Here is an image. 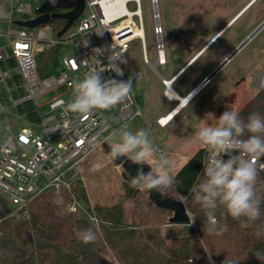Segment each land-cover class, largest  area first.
<instances>
[{
  "label": "built area",
  "instance_id": "built-area-1",
  "mask_svg": "<svg viewBox=\"0 0 264 264\" xmlns=\"http://www.w3.org/2000/svg\"><path fill=\"white\" fill-rule=\"evenodd\" d=\"M78 2L55 0L53 4L51 0H0V87L3 86L0 99L9 97L16 109L26 101H33L39 113L36 123L17 133L11 131L0 143V194L5 195L13 205L10 207L6 201L10 207L9 215H28L31 203L48 190L72 191L73 179L82 161L107 143L111 119L125 124L137 116L145 117L134 88L131 99L110 110H94L89 114L66 112L67 103L73 99V81L82 79L88 71H103L100 73L102 79H128L124 66L133 40L141 41L144 62L150 64L161 78L165 97L176 102L168 94L178 73L166 79L157 68H165L168 62L159 0H151L157 55L154 62L148 58L141 0H85L82 14L58 37L66 20L61 19L64 25L60 27L58 18L53 15L74 9ZM130 4L135 7L130 8ZM44 14L50 16L49 22L44 25L30 28L16 23L17 20H31ZM3 23L7 25L4 31L1 27ZM101 30L102 34H97ZM47 31H50L51 39L47 37ZM114 43L115 48L112 47ZM55 44L70 46L72 53L60 57L57 73L43 77L38 70L37 54ZM94 49L103 50L102 54L96 56L100 64L90 61ZM120 50L123 53L115 63L123 70V76L107 68L108 57L120 53ZM21 90L23 95L20 94ZM48 93L52 95L45 102L47 108L41 110L36 100ZM2 111L10 112L3 106ZM17 115L20 116L18 111ZM157 123L160 127H166L169 121H163L162 116ZM52 129L56 131L52 132ZM203 147L204 161L208 152ZM256 163L258 171L264 173V157ZM42 180L45 183L41 186ZM259 188L264 190V181H259ZM69 211L81 215L83 212L96 228L101 227L102 221L94 208L84 206L78 199L72 201Z\"/></svg>",
  "mask_w": 264,
  "mask_h": 264
},
{
  "label": "rangeland",
  "instance_id": "rangeland-1",
  "mask_svg": "<svg viewBox=\"0 0 264 264\" xmlns=\"http://www.w3.org/2000/svg\"><path fill=\"white\" fill-rule=\"evenodd\" d=\"M252 1L159 0L168 62L165 68L161 66L157 68L166 79H170L191 58L208 48L212 39L222 31L219 38L217 37L218 40L216 38L206 52L191 60L183 69V75L173 83V87L179 94L185 95L198 82H206L203 80L225 60L226 55L231 54L264 22V0H258L254 1L251 7L248 6L230 24L235 16ZM134 7V4H130V8ZM141 7L148 58L154 62L157 55L151 0H141ZM228 24L231 26L229 27ZM1 27L4 31L7 25L3 23ZM47 37L52 38L50 31H47ZM71 53L70 46H63L60 57ZM126 58L124 71L128 79L135 77L133 88L145 117L137 116L125 124L131 131L143 128L151 132L150 138L158 149L157 154L163 152L167 155L173 175L191 156L190 149L194 146H203L197 143L194 137L201 127L217 124V119L212 115L218 118L227 109L240 110L261 88H264L259 83L261 76L264 75V26L212 76L207 85L203 86L180 114L164 128L157 124V118L165 115L178 101L171 102L164 96L165 86L152 66L144 62L142 44L139 39L131 42ZM140 74L143 75L142 78ZM2 88L3 86L0 87V91ZM51 95L52 93H48L36 100L41 110L47 108L45 102ZM2 106L8 108L10 112H3ZM26 125L25 118L18 117L13 101L9 97L0 99V143L11 131L17 133ZM123 125L117 119H111L107 140L109 145L113 142L111 139L113 131L120 129ZM78 182H81L87 192L88 203L80 199L74 189L72 191L48 190L39 195L31 203V207L50 216L64 218L72 213L69 211V205L74 199H78L84 206L93 208L96 205H111L124 201L127 222L134 225H141L144 222V214L149 207L150 192L132 187L129 174L117 160L114 162L110 160L108 150L104 146L96 149L82 161L73 179V186H76ZM41 183L42 186L45 181L42 180ZM173 187L178 198L185 201V196L180 194L175 184ZM129 189L134 193L133 196L129 195ZM259 190L262 189L259 188ZM0 195L10 203L5 195ZM9 205L13 207L11 203ZM75 214L86 217L83 212L82 215ZM21 216L28 215L21 213ZM191 217L193 218L192 213ZM182 227L181 224L171 223L167 218L162 223L161 230L162 234L169 239ZM109 259L118 263L114 256L110 255Z\"/></svg>",
  "mask_w": 264,
  "mask_h": 264
},
{
  "label": "trees",
  "instance_id": "trees-1",
  "mask_svg": "<svg viewBox=\"0 0 264 264\" xmlns=\"http://www.w3.org/2000/svg\"><path fill=\"white\" fill-rule=\"evenodd\" d=\"M57 21L60 27L64 25L61 19ZM60 54L59 44L51 45L37 54L38 70L43 77L58 72ZM20 94L23 95V90ZM20 112L29 120H39L33 101L24 102ZM237 112L244 120L254 112L264 117V88ZM203 157L204 147H201L174 175L177 190L185 196L186 206L195 220L190 226L181 225L183 227L169 239L162 234L161 225L173 215V211L151 197L141 225L127 222L124 201L96 205L94 210L102 221L99 229L86 217L75 213L58 218L31 206L26 217L21 214L9 215L0 202V264H116L109 259L110 255L118 260L117 264H189L190 261L192 264H209V254L214 264H223L225 258L233 260L235 264H261L253 253L257 250L264 253V235L257 237L256 234L258 226L264 222V199L260 220L249 223L247 227L230 216L223 217V209H219L216 219L221 225L227 224V231L222 235H210L203 231L207 223L206 213L191 198V190L201 176ZM261 180L264 181L263 172H259L256 191L264 198V190H259ZM73 189L80 199L88 203V195L81 182ZM128 192L130 196L134 195L130 189ZM164 196L180 200L174 187ZM89 227L94 228L97 239L84 244L76 238L74 229Z\"/></svg>",
  "mask_w": 264,
  "mask_h": 264
},
{
  "label": "clouds",
  "instance_id": "clouds-1",
  "mask_svg": "<svg viewBox=\"0 0 264 264\" xmlns=\"http://www.w3.org/2000/svg\"><path fill=\"white\" fill-rule=\"evenodd\" d=\"M51 2L54 4L55 0ZM103 30L97 34H102ZM112 47H116L115 43ZM93 52L90 61L100 64L96 56L102 54L103 50L94 49ZM121 53L120 50V53L108 57L107 68L118 76H123V70L115 63ZM102 72L92 69L82 79L73 81V99L67 103L66 112L89 114L94 110H110L131 99L134 76L127 80L102 79ZM212 116L217 119V124L201 127L194 137L197 143L207 148L208 155L203 161L204 167L198 183L191 190V198L206 213L207 223L203 231L210 235H222L227 231V224L221 225L216 219L219 209H223V217L230 216L233 220L241 221L245 227L260 220L264 198L256 191L259 178L256 162L264 157V117L254 112L244 120L237 111L229 109L218 118ZM128 128L124 124L111 134L113 142L108 151L110 160L114 162L126 157L133 164L140 165L135 176L131 177V186L140 191L166 195L175 184L170 160L163 152L157 154L158 149L150 138L152 134L149 130L141 128L131 131ZM145 164L150 168L147 172L142 167ZM194 220L190 217L188 226ZM74 231L76 238L84 244L93 243L97 239L92 227L76 228ZM256 234L257 237L264 235V222L258 226ZM253 254L264 264V253L257 250ZM208 259L209 264H214L211 254ZM223 264L235 262L225 258Z\"/></svg>",
  "mask_w": 264,
  "mask_h": 264
},
{
  "label": "water",
  "instance_id": "water-1",
  "mask_svg": "<svg viewBox=\"0 0 264 264\" xmlns=\"http://www.w3.org/2000/svg\"><path fill=\"white\" fill-rule=\"evenodd\" d=\"M85 0H79L78 4L76 5V7L68 12H64V13H56L53 16L55 18L58 19H62V20H66L65 25L62 27V29L58 32L57 36L61 37L72 25V23L82 14V12L84 11L85 8ZM50 20V16L48 14H44L41 16H38L35 19H31V20H26V21H22V20H17L16 23L22 26H27L30 28L39 26V25H44L46 23H48ZM264 26V22L251 34L249 35L231 54H227L225 57V60L220 63L214 70L213 72L208 75L205 78V81L208 82L212 76L217 73L221 67L236 53L238 52L262 27ZM218 37V35H216L210 45L213 43V41H216V38ZM198 56V55H197ZM197 56H195L194 58H196ZM193 58V59H194ZM201 88H199L197 91H199ZM196 91V90H195ZM104 147L110 151L109 149V144L105 143ZM117 161L122 164V166L124 167L125 171L129 174L130 178L135 176L136 171L138 169V167H141L140 165H135L133 164L131 161L127 160L126 157H121L118 158ZM144 171L147 172L150 170L148 165H143L142 166ZM151 198L154 199V201L164 207H167L169 209H171L173 211V215L169 218V221L173 224H189V218L191 217V212L190 210L187 208L186 203H184L183 199L181 200H175V199H169L166 196H162L157 192H151L150 195ZM0 202L2 204V207L5 209L6 213H10V207L8 205V203L6 202V200L4 198L0 199ZM110 264V263H108Z\"/></svg>",
  "mask_w": 264,
  "mask_h": 264
},
{
  "label": "bare ground",
  "instance_id": "bare-ground-1",
  "mask_svg": "<svg viewBox=\"0 0 264 264\" xmlns=\"http://www.w3.org/2000/svg\"><path fill=\"white\" fill-rule=\"evenodd\" d=\"M254 1H256V0H253L249 5H247L239 14H237L236 16H235V18L230 22V24H232V22L245 10V9H247L248 8V6H250ZM237 21V20H236ZM235 21V22H236ZM230 24H228V26L230 27L231 25ZM227 26V27H228ZM224 29H226V28H224ZM223 29V30H224ZM225 31V30H224ZM222 33V31L220 32V34ZM220 34H218V36H220ZM213 42H215V40L213 41ZM207 49H205V51H206ZM204 52V51H203ZM202 52V53H203ZM200 53V52H199ZM199 53L197 54V55H199ZM201 53V54H202ZM196 55V56H197ZM189 62H191V60L189 61ZM186 70V69H185ZM259 83L262 85V86H264V75L263 76H261V78H260V81H259ZM207 85V82H201L199 85H197V87H195L188 95H186V96H181L176 90H175V88L173 87V86H170V92H169V94L168 95H170L174 100H177L178 101V103H177V105L174 107V109L171 111V112H169V113H167L166 115H164L163 116V121H169V123L190 103V101H191V99L193 98V97H195V95L197 94V90L199 89V88H202L203 86H206ZM196 90V91H195Z\"/></svg>",
  "mask_w": 264,
  "mask_h": 264
},
{
  "label": "crops",
  "instance_id": "crops-1",
  "mask_svg": "<svg viewBox=\"0 0 264 264\" xmlns=\"http://www.w3.org/2000/svg\"><path fill=\"white\" fill-rule=\"evenodd\" d=\"M205 49H207V48H205ZM205 49H204L203 51H205ZM207 50H208V49H207ZM207 50H206V51H207ZM203 51H201L200 53H202ZM206 51H205V52H206ZM200 53H199V54H200ZM203 53H204V52H203ZM203 53H202V54H203ZM202 54H201V55H202ZM195 56H196V55H195ZM195 56H194V57H195ZM198 56H199V55H198ZM194 57H193V58H194ZM193 58H191L190 60H193ZM190 60H189V61H190ZM189 61H188L184 66H182V67L176 72V73H178V74H177V78H176V80L179 79V78L183 75L184 72H182V71H183L184 68H186V67L189 65V63H190ZM176 80H175V81H176ZM199 84H200V83L198 82V83H197L194 87H192V88H191V89H190L185 95H183V94H180V95H181V96H186V95H188V94H189V93H190L195 87H197V85H199ZM164 96H165V95H164ZM176 101H177V100H176ZM21 105H22V104H21ZM21 105H20V106H21ZM176 105H177V104H175V105H174V106H173V107H172L167 113L171 112V111L174 109V107H175ZM20 106H19L18 109H17L18 113H20V116H18V117L25 118L26 123H27V125H26L25 127L30 126V125H33V123H36L37 121L29 120V118H28L26 115H24V114H22V113L20 112ZM167 113H166V114H167ZM166 114H165V115H166ZM179 114H180V113H179ZM162 116H164V115H161V116H159V117H162ZM159 117H158V118H159ZM158 118H157V119H158ZM174 119H175V118H174ZM174 119H173V120H174ZM173 120H172V121H173ZM172 121H171V122H172ZM157 124H158V123H157ZM168 124H169V123H168ZM35 126H36V125H35ZM161 128H164V127H161ZM201 147H203V146H199V147L194 146V148L190 149V150H191V153H192L191 156H192V155H193L198 149H200ZM191 156H190V157H191ZM190 157H189V158H190ZM187 161H188V160H187ZM185 163H186V162H185ZM185 163H184V164H185ZM184 164H183V165H184ZM183 165H182V166H183ZM182 166H181V167H182ZM181 167H179V168L173 173V175L176 174L177 171H178Z\"/></svg>",
  "mask_w": 264,
  "mask_h": 264
},
{
  "label": "snow or ice",
  "instance_id": "snow-or-ice-1",
  "mask_svg": "<svg viewBox=\"0 0 264 264\" xmlns=\"http://www.w3.org/2000/svg\"><path fill=\"white\" fill-rule=\"evenodd\" d=\"M18 47H27V45H22V46L21 45H18Z\"/></svg>",
  "mask_w": 264,
  "mask_h": 264
},
{
  "label": "flooded vegetation",
  "instance_id": "flooded-vegetation-1",
  "mask_svg": "<svg viewBox=\"0 0 264 264\" xmlns=\"http://www.w3.org/2000/svg\"><path fill=\"white\" fill-rule=\"evenodd\" d=\"M200 54H201V53H200ZM200 54H199V55H200ZM196 55H197V54H196Z\"/></svg>",
  "mask_w": 264,
  "mask_h": 264
}]
</instances>
